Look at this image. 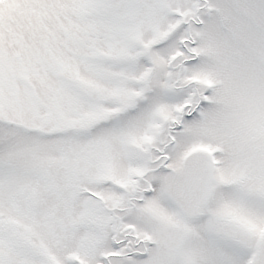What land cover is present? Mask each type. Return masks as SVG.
Here are the masks:
<instances>
[{
	"label": "snow or ice",
	"instance_id": "6c2138e0",
	"mask_svg": "<svg viewBox=\"0 0 264 264\" xmlns=\"http://www.w3.org/2000/svg\"><path fill=\"white\" fill-rule=\"evenodd\" d=\"M0 264H264V0H0Z\"/></svg>",
	"mask_w": 264,
	"mask_h": 264
}]
</instances>
